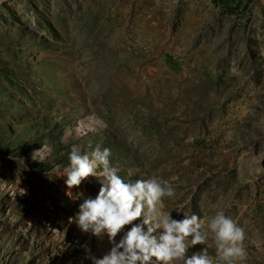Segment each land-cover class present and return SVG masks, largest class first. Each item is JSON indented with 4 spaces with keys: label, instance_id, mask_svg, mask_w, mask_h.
<instances>
[{
    "label": "rangeland",
    "instance_id": "rangeland-1",
    "mask_svg": "<svg viewBox=\"0 0 264 264\" xmlns=\"http://www.w3.org/2000/svg\"><path fill=\"white\" fill-rule=\"evenodd\" d=\"M73 146L168 180L174 219L225 211L264 264V0H0V264L111 250L73 220L101 187H67Z\"/></svg>",
    "mask_w": 264,
    "mask_h": 264
},
{
    "label": "clouds",
    "instance_id": "clouds-1",
    "mask_svg": "<svg viewBox=\"0 0 264 264\" xmlns=\"http://www.w3.org/2000/svg\"><path fill=\"white\" fill-rule=\"evenodd\" d=\"M43 148L33 153L34 160ZM110 157L109 148L97 146L91 153L81 154L73 146L70 163L63 168L62 176L67 178L69 189L79 187L89 177H96L101 184L98 195L85 198L73 218L83 232L99 238L107 236L113 245L102 258L89 254L92 264H243L246 261V231L225 211L209 216L206 227L195 213L174 219L164 205L166 198L175 196L172 183L155 175L125 180L119 174L120 169L111 164ZM141 219L142 223L132 226L116 242L126 226ZM209 239L214 242V256L208 247L188 254Z\"/></svg>",
    "mask_w": 264,
    "mask_h": 264
}]
</instances>
